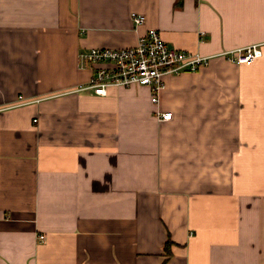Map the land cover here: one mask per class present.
Segmentation results:
<instances>
[{
	"label": "crops",
	"instance_id": "obj_1",
	"mask_svg": "<svg viewBox=\"0 0 264 264\" xmlns=\"http://www.w3.org/2000/svg\"><path fill=\"white\" fill-rule=\"evenodd\" d=\"M150 28L209 63L158 105L148 86L76 89L83 52ZM250 44L251 63L224 55ZM257 148L264 0H0V264H264Z\"/></svg>",
	"mask_w": 264,
	"mask_h": 264
},
{
	"label": "built area",
	"instance_id": "obj_2",
	"mask_svg": "<svg viewBox=\"0 0 264 264\" xmlns=\"http://www.w3.org/2000/svg\"><path fill=\"white\" fill-rule=\"evenodd\" d=\"M131 16L136 27L146 22V15L142 12L132 11ZM262 53L259 44H250L227 50L225 55L229 60L242 64L253 62ZM83 56L94 66V71L88 82L78 86L77 90L87 89L104 95L112 86H148L151 100L157 105L167 86V76L195 71L210 60L209 55L199 51L169 45L157 28L148 29L134 45L93 47L83 52ZM155 115L161 121L173 117L172 111L159 108Z\"/></svg>",
	"mask_w": 264,
	"mask_h": 264
},
{
	"label": "rangeland",
	"instance_id": "obj_3",
	"mask_svg": "<svg viewBox=\"0 0 264 264\" xmlns=\"http://www.w3.org/2000/svg\"><path fill=\"white\" fill-rule=\"evenodd\" d=\"M225 55V53H224ZM165 123V122H164ZM246 156L250 153L251 155H253V151L251 150V152L249 151H245ZM255 153L257 155V164L259 165V167L264 166V149H259L257 148L255 150Z\"/></svg>",
	"mask_w": 264,
	"mask_h": 264
}]
</instances>
